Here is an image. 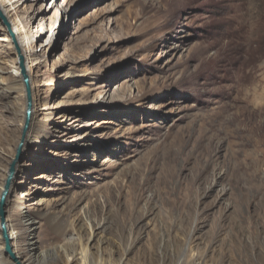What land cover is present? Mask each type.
<instances>
[{"label": "rangeland", "instance_id": "obj_1", "mask_svg": "<svg viewBox=\"0 0 264 264\" xmlns=\"http://www.w3.org/2000/svg\"><path fill=\"white\" fill-rule=\"evenodd\" d=\"M16 5L46 139L7 200L22 261L80 264L93 230L92 264H264V0ZM19 69L0 17V192L26 113ZM30 188L45 216L16 203ZM0 264H15L1 232Z\"/></svg>", "mask_w": 264, "mask_h": 264}, {"label": "bare ground", "instance_id": "obj_2", "mask_svg": "<svg viewBox=\"0 0 264 264\" xmlns=\"http://www.w3.org/2000/svg\"><path fill=\"white\" fill-rule=\"evenodd\" d=\"M18 1H21V0H0V10L2 11L3 15L7 19L8 23L10 25L11 31L16 36L19 50H20L21 54L23 55L25 68L27 71L26 73L29 77V84H30V88H31L32 106H31V110H30L31 112H30V120H29L28 129L26 131L24 139L22 140V145H21V148L19 149L18 155H17V150H16V156L14 158V159H16V161H15L14 166H13L14 172L12 174V178H11V182H10V186H9V192H8V196L6 198L7 200L9 198V195L14 191L17 177H18V175H20V173L22 172V168L24 167L22 165V160H23L22 156L25 154L26 151H28L32 147V145H34V143H36V138H38L40 140H46L45 137L42 138V137L36 135L35 131H34L36 125H38V123H40V121H41L39 119L40 112L38 111L37 106H36L37 99H38V93L36 90L35 81L33 79V67L35 65L34 61L36 59L34 57L35 54L33 52V49L35 48V46H34V40L30 35V27L29 28L27 27V25L24 23L23 18L20 16V14L18 12V9L20 8L18 5H16V3ZM6 27H7V25H6ZM8 31L10 33L9 28H8ZM10 35H11V33H10ZM11 37H12V35H11ZM12 39H13V37H12ZM16 48H17V46H16ZM17 51H18V48H17ZM18 59H19V51H18ZM19 67H20L19 70L21 73L20 78H22L23 82L21 83L20 79H19V81H17V84H15V86L19 85V86H21V88L24 87L25 94H26V89H25L26 86H25L24 77H23L22 72H21L20 63H19ZM3 82L4 81H2V80L0 81V89L2 90V93L4 94V88H6V86H3V84H2ZM46 85L48 86V90L46 92H50L52 90L54 83L52 82V80H50V81H48V83ZM26 101H27V98H26ZM26 109H27V105H26ZM64 116H65V114H63L62 112H58L57 118L53 117V114L51 112L44 114L46 121H49L48 123L53 124V125H55L56 119H58L60 117H64ZM25 117H26V113H25ZM24 123H25V119H24ZM48 123H46V124L48 125ZM23 126H24V124H23ZM22 129H23V127H22ZM20 141H21V139H20ZM30 185H31V187H39V184L36 183L35 181H32L30 183ZM3 187H4V185H3ZM35 193L36 192H33L32 188H30V190H22L19 193L21 195L17 198L16 203H19L22 206L23 210H25V211H23L25 216H28V214H30L29 210H31V208L35 209L34 213L38 214L39 216H45L48 213L47 211H49V209H47L48 199H46L43 195H40V194L35 195ZM0 194H1V192H0ZM30 195H34V196L31 197ZM25 198H29V199L26 200ZM65 202H66V199L63 198L59 202L60 206H63L65 204ZM46 204H47V207H46ZM7 223H8V228H9V234H10V237L12 238V241L17 240L16 239L17 235L13 231L12 226L9 224L8 218H7ZM95 236H96V232L92 230V233L90 234V237L88 239V246H84L81 243L82 248H81L80 264H92V245H91V243H92V239ZM30 260H31V257H30ZM72 260L73 261H71V262H69V260H68L67 263L68 264H76V261H74V258Z\"/></svg>", "mask_w": 264, "mask_h": 264}, {"label": "water", "instance_id": "obj_3", "mask_svg": "<svg viewBox=\"0 0 264 264\" xmlns=\"http://www.w3.org/2000/svg\"><path fill=\"white\" fill-rule=\"evenodd\" d=\"M0 16L3 19L4 23L7 25V27L9 28L10 33L13 37V40H14L17 48H18L19 63L21 66V72H22V75L24 77L25 86H26L25 89H26V98H27V109H26L25 123H24L23 129H22V138H21V141L19 142L18 147H17V155H18L19 149L21 148V145H22V140L24 139V136L26 134V131H27L28 125H29L30 112H31L30 110H31V106H32V94H31V88H30V84H29V77L26 73L27 71L25 68L24 58H23V55L21 54V52L19 50L17 38L14 35V33L11 31L10 25H9L7 19L5 18V16L3 15L1 10H0ZM15 161H16V159H13L12 163L10 164L8 174H7V177L5 179L4 187H3L1 194H0V232H1L2 240L4 241V253L6 255H8L9 258L15 264H25L22 261L21 256H19L16 253V251L14 250V247L12 244V238L10 237L8 223H7L8 211H7V201H6L7 199L6 198L8 196L9 186H10L12 174L14 172L13 166H14Z\"/></svg>", "mask_w": 264, "mask_h": 264}]
</instances>
